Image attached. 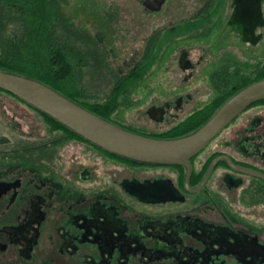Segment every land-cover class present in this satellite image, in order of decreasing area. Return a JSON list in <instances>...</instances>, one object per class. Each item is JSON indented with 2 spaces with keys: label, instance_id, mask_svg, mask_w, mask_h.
<instances>
[{
  "label": "flooded vegetation",
  "instance_id": "obj_1",
  "mask_svg": "<svg viewBox=\"0 0 264 264\" xmlns=\"http://www.w3.org/2000/svg\"><path fill=\"white\" fill-rule=\"evenodd\" d=\"M221 5L209 0L198 12L220 13ZM178 63L190 77L186 50ZM138 86L88 85L113 98L107 120L130 131L167 139L196 130L169 137L202 115L191 91L164 90V99L143 108L159 131L119 121L121 110L138 106ZM0 264H264V99L188 170L110 153L0 88Z\"/></svg>",
  "mask_w": 264,
  "mask_h": 264
},
{
  "label": "rangeland",
  "instance_id": "obj_2",
  "mask_svg": "<svg viewBox=\"0 0 264 264\" xmlns=\"http://www.w3.org/2000/svg\"><path fill=\"white\" fill-rule=\"evenodd\" d=\"M62 1L74 22L79 27L89 29L107 51L110 69H100L101 72L93 76V84H108L111 75L118 78L129 74L156 33L172 25L179 26L209 3V0ZM220 1L222 11L219 15L215 11L216 14L207 22L199 25L195 21L192 29L179 33L176 39L165 45L164 50L157 51L159 61L140 83H130L139 84L132 96L138 106L135 104L121 110L116 117L119 121L137 129L159 131L163 128L149 127L143 108L154 100L164 99V90L175 89L166 91L171 94L191 91V106L195 110L205 108L220 96L221 92L213 79L224 72L227 63L230 64L226 67V75H230L233 83L241 74L251 78L255 76L264 65V0ZM144 5H147V9ZM205 27L209 28L207 35L199 36ZM182 50L187 51V57L194 64L193 73L187 79H184L186 73L178 63ZM211 71L218 74L211 76ZM89 83L88 75L81 79V85ZM107 99L102 96L97 97L96 101L105 103ZM144 123L145 127L141 126Z\"/></svg>",
  "mask_w": 264,
  "mask_h": 264
},
{
  "label": "trees",
  "instance_id": "obj_3",
  "mask_svg": "<svg viewBox=\"0 0 264 264\" xmlns=\"http://www.w3.org/2000/svg\"><path fill=\"white\" fill-rule=\"evenodd\" d=\"M216 12L202 11L192 17V22L189 19L182 25L160 30L149 42L132 71L118 78L111 75L108 84H130L133 81L140 83L159 61L158 50H164L165 45L172 42V38L179 36L183 30L192 29L195 21L200 25L210 20ZM208 32L209 28L205 27L199 36H206ZM159 46L161 49H158ZM108 60L105 48L98 43L89 29L79 27L74 22L73 16L66 12L62 0H0L1 70L43 82L84 108L108 119L111 110L118 104L112 103L110 96L105 97L108 98L105 103L96 101L99 92L88 87L93 84V76L100 73V69H110ZM226 73L216 75L213 79L214 85L221 92L220 96L203 108L202 115H193L187 129L170 133L169 137L197 129L207 117L204 112H214L238 90L264 79V65L253 78L241 74L234 83ZM86 75L90 83L81 85V79L86 78Z\"/></svg>",
  "mask_w": 264,
  "mask_h": 264
},
{
  "label": "water",
  "instance_id": "obj_4",
  "mask_svg": "<svg viewBox=\"0 0 264 264\" xmlns=\"http://www.w3.org/2000/svg\"><path fill=\"white\" fill-rule=\"evenodd\" d=\"M0 88L110 153L149 164L183 165L188 170L193 156L245 108L264 99V79H260L228 98L193 132L164 139L146 136L114 124L43 82L21 74L0 70Z\"/></svg>",
  "mask_w": 264,
  "mask_h": 264
}]
</instances>
